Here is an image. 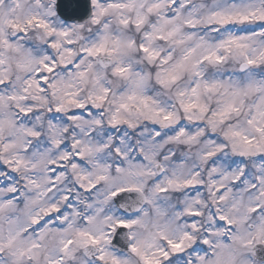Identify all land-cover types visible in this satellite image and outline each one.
I'll use <instances>...</instances> for the list:
<instances>
[{"label":"snow or ice","instance_id":"6c2138e0","mask_svg":"<svg viewBox=\"0 0 264 264\" xmlns=\"http://www.w3.org/2000/svg\"><path fill=\"white\" fill-rule=\"evenodd\" d=\"M0 264H264V0H0Z\"/></svg>","mask_w":264,"mask_h":264}]
</instances>
